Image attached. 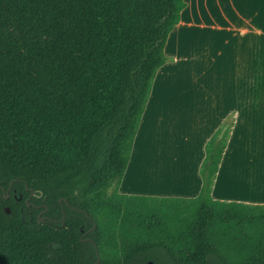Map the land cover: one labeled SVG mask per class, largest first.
<instances>
[{
    "label": "trees",
    "instance_id": "trees-1",
    "mask_svg": "<svg viewBox=\"0 0 264 264\" xmlns=\"http://www.w3.org/2000/svg\"><path fill=\"white\" fill-rule=\"evenodd\" d=\"M183 7L0 0V264H264V205L210 195L227 133L197 197L118 193Z\"/></svg>",
    "mask_w": 264,
    "mask_h": 264
},
{
    "label": "crops",
    "instance_id": "crops-1",
    "mask_svg": "<svg viewBox=\"0 0 264 264\" xmlns=\"http://www.w3.org/2000/svg\"><path fill=\"white\" fill-rule=\"evenodd\" d=\"M118 187L193 199L205 145L227 133L210 195L264 205V0H183Z\"/></svg>",
    "mask_w": 264,
    "mask_h": 264
},
{
    "label": "flooded vegetation",
    "instance_id": "flooded-vegetation-1",
    "mask_svg": "<svg viewBox=\"0 0 264 264\" xmlns=\"http://www.w3.org/2000/svg\"><path fill=\"white\" fill-rule=\"evenodd\" d=\"M7 198H8V195H7V194L4 195V199H7ZM34 207L40 208V207H43V205L34 206ZM43 212H44V211L39 212V215H43ZM44 218H45V217H43L42 219L44 220ZM93 227H94V226H93ZM93 227L90 228V229H88V230H86L85 232L82 233L81 238H84V241L91 242V239H90L89 237H87V234H89V233L91 232V230L93 229Z\"/></svg>",
    "mask_w": 264,
    "mask_h": 264
},
{
    "label": "water",
    "instance_id": "water-1",
    "mask_svg": "<svg viewBox=\"0 0 264 264\" xmlns=\"http://www.w3.org/2000/svg\"><path fill=\"white\" fill-rule=\"evenodd\" d=\"M60 202V201H59ZM45 210H46V208H45ZM44 210V211H45ZM4 211L6 212V213H9V210L8 209H4ZM44 213V212H43ZM41 221H43V219H41ZM98 262V261H97Z\"/></svg>",
    "mask_w": 264,
    "mask_h": 264
}]
</instances>
